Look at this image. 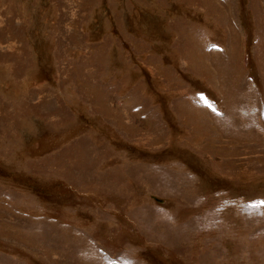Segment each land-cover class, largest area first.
<instances>
[{"label":"rangeland","instance_id":"1","mask_svg":"<svg viewBox=\"0 0 264 264\" xmlns=\"http://www.w3.org/2000/svg\"><path fill=\"white\" fill-rule=\"evenodd\" d=\"M264 0H0V264H264Z\"/></svg>","mask_w":264,"mask_h":264},{"label":"snow or ice","instance_id":"2","mask_svg":"<svg viewBox=\"0 0 264 264\" xmlns=\"http://www.w3.org/2000/svg\"><path fill=\"white\" fill-rule=\"evenodd\" d=\"M253 207H264V201L256 202V204H254Z\"/></svg>","mask_w":264,"mask_h":264}]
</instances>
